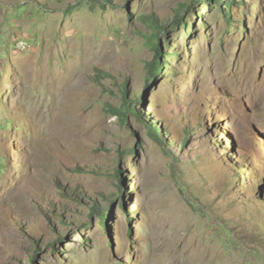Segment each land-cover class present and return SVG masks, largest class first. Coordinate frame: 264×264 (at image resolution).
<instances>
[{
	"label": "rangeland",
	"instance_id": "obj_1",
	"mask_svg": "<svg viewBox=\"0 0 264 264\" xmlns=\"http://www.w3.org/2000/svg\"><path fill=\"white\" fill-rule=\"evenodd\" d=\"M229 1L0 0V264H264V0Z\"/></svg>",
	"mask_w": 264,
	"mask_h": 264
},
{
	"label": "trees",
	"instance_id": "obj_2",
	"mask_svg": "<svg viewBox=\"0 0 264 264\" xmlns=\"http://www.w3.org/2000/svg\"><path fill=\"white\" fill-rule=\"evenodd\" d=\"M82 2H89L91 6L96 5L98 0H81ZM205 2L208 4V2L213 3L215 6H217L220 10H226V14H228L227 11L231 7V3H224L226 5L223 6V0H196V3H202ZM104 7V5H103ZM140 20L142 21L143 24L147 27V29L151 30L150 33H145L144 37L146 39V43L149 45V47L153 50L154 52V58L152 63L147 64L145 66L146 71H145V80L146 84H150L155 76L159 75L160 72L162 71L164 67L163 59H162V54H161V48H160V32L166 30L167 25L165 24H159L157 23L156 19H154L152 16H146L142 15L140 16ZM175 24L180 22V18H175L174 19ZM136 102L140 103L141 99H137ZM128 110L132 113H134L135 109L133 105H128ZM116 177L118 180L121 182V177L119 172H116ZM108 210H98L97 208H93V210L90 212V215H96L99 217V220L102 222H106L108 217H110Z\"/></svg>",
	"mask_w": 264,
	"mask_h": 264
},
{
	"label": "built area",
	"instance_id": "obj_3",
	"mask_svg": "<svg viewBox=\"0 0 264 264\" xmlns=\"http://www.w3.org/2000/svg\"><path fill=\"white\" fill-rule=\"evenodd\" d=\"M28 45L24 42V41H20L18 43H16V45L14 46L16 50L18 51H22L24 50Z\"/></svg>",
	"mask_w": 264,
	"mask_h": 264
}]
</instances>
